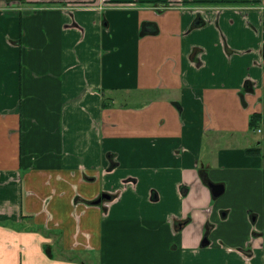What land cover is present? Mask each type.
Masks as SVG:
<instances>
[{"label":"crops","instance_id":"crops-1","mask_svg":"<svg viewBox=\"0 0 264 264\" xmlns=\"http://www.w3.org/2000/svg\"><path fill=\"white\" fill-rule=\"evenodd\" d=\"M262 121L264 0H0V264H264Z\"/></svg>","mask_w":264,"mask_h":264},{"label":"water","instance_id":"water-1","mask_svg":"<svg viewBox=\"0 0 264 264\" xmlns=\"http://www.w3.org/2000/svg\"><path fill=\"white\" fill-rule=\"evenodd\" d=\"M209 185H210V187H211V189H212V192H213V194H214L215 196H218L219 194H221V193H222V190H223V188H224L223 185H221V184H215V183H212V182H210ZM110 197H111L110 194L103 193V194L101 195V197L98 198V199L95 201V203H99V202H101L103 198L106 199V198H110Z\"/></svg>","mask_w":264,"mask_h":264},{"label":"trees","instance_id":"trees-1","mask_svg":"<svg viewBox=\"0 0 264 264\" xmlns=\"http://www.w3.org/2000/svg\"><path fill=\"white\" fill-rule=\"evenodd\" d=\"M38 4H39V5H41V4L45 5V4H48V3L40 2V3H38ZM50 5H52V4H50ZM259 116H260L259 113H254V114L252 115V117H251V123H250L251 128H255V126H256V124H257V122H258ZM247 152L253 153V152H255V151L253 150V148H249V149H247Z\"/></svg>","mask_w":264,"mask_h":264},{"label":"rangeland","instance_id":"rangeland-1","mask_svg":"<svg viewBox=\"0 0 264 264\" xmlns=\"http://www.w3.org/2000/svg\"><path fill=\"white\" fill-rule=\"evenodd\" d=\"M219 6V5H218ZM243 6H245V7H253L254 6V4H243V5H241V7H243ZM255 7V6H254ZM262 125H263V127H264V121H262ZM256 139L257 138H259V137H261L262 136V133H257V135H253ZM58 252V251H57ZM71 254H75V253H71Z\"/></svg>","mask_w":264,"mask_h":264},{"label":"built area","instance_id":"built-area-1","mask_svg":"<svg viewBox=\"0 0 264 264\" xmlns=\"http://www.w3.org/2000/svg\"><path fill=\"white\" fill-rule=\"evenodd\" d=\"M113 6H117V7H119V6H129V5H133V4H131V3H128V4H126V3H124V4H121V3H119V4H112ZM201 5H199L198 7H200ZM204 8V7H203Z\"/></svg>","mask_w":264,"mask_h":264},{"label":"flooded vegetation","instance_id":"flooded-vegetation-1","mask_svg":"<svg viewBox=\"0 0 264 264\" xmlns=\"http://www.w3.org/2000/svg\"><path fill=\"white\" fill-rule=\"evenodd\" d=\"M256 7V6H255Z\"/></svg>","mask_w":264,"mask_h":264}]
</instances>
